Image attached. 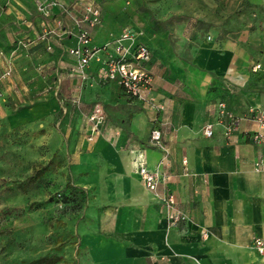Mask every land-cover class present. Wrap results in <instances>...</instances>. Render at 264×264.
<instances>
[{"label":"rangeland","instance_id":"rangeland-1","mask_svg":"<svg viewBox=\"0 0 264 264\" xmlns=\"http://www.w3.org/2000/svg\"><path fill=\"white\" fill-rule=\"evenodd\" d=\"M15 1L54 21L50 27L2 26V15L15 5L0 0V264H93L91 244L112 235L119 208L104 186V176L112 173L104 168L103 147L118 145L114 128L127 119L120 121L122 105L114 104L102 74L83 76L77 65L72 74L58 68L56 42L68 36L75 45L82 28L102 48L128 31L150 45L160 65L166 57L176 64L209 40L240 41L251 49L255 42L264 53V2ZM88 7L99 14L93 26L86 20ZM97 28L100 39L93 36ZM95 107L102 119H90ZM41 167L43 173L22 190L20 183Z\"/></svg>","mask_w":264,"mask_h":264},{"label":"crops","instance_id":"crops-1","mask_svg":"<svg viewBox=\"0 0 264 264\" xmlns=\"http://www.w3.org/2000/svg\"><path fill=\"white\" fill-rule=\"evenodd\" d=\"M13 2L2 15V26L53 24L52 17L35 13L29 4ZM79 11L74 7L73 13ZM98 30L93 36L100 39ZM67 38L54 48L58 68L65 72L77 64L66 52L75 40ZM145 44L151 52V96L163 109L126 96L108 81L114 104H121L125 113L120 121L127 120L114 128L118 145L103 147L104 168L112 173L104 176V186L119 208L112 235L98 236L91 244L93 264H264V251L254 242L260 239L264 245V172L255 166L264 145L252 139L258 122L250 113L264 110V53L257 49L259 43L253 42L251 49L229 39L204 41L176 64L166 57L169 65L154 60ZM97 56L106 55L91 59L85 68L88 77L101 75ZM256 64L261 68L253 71ZM226 113L237 120L229 133ZM208 124L210 137L203 133ZM154 127L161 130V147L149 140ZM140 154L147 169L159 173L156 192L141 182L135 163ZM169 193L186 216L175 224L161 200Z\"/></svg>","mask_w":264,"mask_h":264},{"label":"built area","instance_id":"built-area-1","mask_svg":"<svg viewBox=\"0 0 264 264\" xmlns=\"http://www.w3.org/2000/svg\"><path fill=\"white\" fill-rule=\"evenodd\" d=\"M98 17L99 14L96 9L92 7L87 8L86 20L89 25L93 26L97 24L99 22ZM111 41L113 42L104 44L101 46L102 48L92 46L89 32L82 28L79 30L77 42L69 49V53L76 58V65L81 75L84 76L85 68L88 67L91 59L100 53L102 49L106 56H97V61L99 62V69L105 80L115 82L126 96L140 101H146L158 111L163 109V105L156 103L154 97L151 96L153 79L149 69L151 52L148 46L137 42L135 36L130 35L128 31L125 34L123 33L120 38ZM109 46H111L110 49H108ZM222 113L225 114L223 110H221L220 114ZM250 113L251 117L258 122V129L253 132L252 139L255 143L264 145V110L255 109L251 110ZM226 115L229 118V122L226 124V133H229L236 125L237 120L230 113H226ZM102 118L100 108L95 107L90 119ZM203 133L205 136L210 137L213 133L212 125H206ZM149 140L153 145L161 147L162 133L159 127L151 129ZM135 163L137 164L138 172L145 187L151 192H156L160 181L159 173L147 169L142 154L135 159ZM255 166L259 169L261 168L264 172V152L261 158L256 161ZM162 202L169 211L167 217L170 223L175 224L181 220H185V214L175 206L176 200L173 194L169 193L162 196ZM254 242L257 250L262 253L264 251L263 242L260 239H255Z\"/></svg>","mask_w":264,"mask_h":264},{"label":"trees","instance_id":"trees-1","mask_svg":"<svg viewBox=\"0 0 264 264\" xmlns=\"http://www.w3.org/2000/svg\"><path fill=\"white\" fill-rule=\"evenodd\" d=\"M137 42L142 43V44H145V43L140 42V41H137ZM44 170H45V167H41L39 169H36L33 172V174H31L25 182L20 183L19 187L22 190H25L28 186H30L32 183H34L37 180V178L43 173ZM41 205H42V203H36V207H39Z\"/></svg>","mask_w":264,"mask_h":264}]
</instances>
